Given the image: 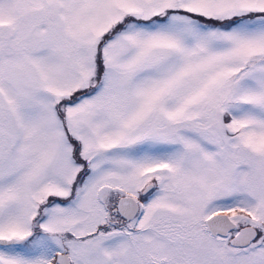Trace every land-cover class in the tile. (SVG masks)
I'll return each mask as SVG.
<instances>
[{"label": "snow or ice", "instance_id": "6c2138e0", "mask_svg": "<svg viewBox=\"0 0 264 264\" xmlns=\"http://www.w3.org/2000/svg\"><path fill=\"white\" fill-rule=\"evenodd\" d=\"M0 264H264V0H0Z\"/></svg>", "mask_w": 264, "mask_h": 264}]
</instances>
